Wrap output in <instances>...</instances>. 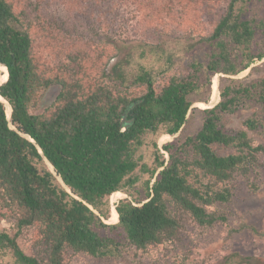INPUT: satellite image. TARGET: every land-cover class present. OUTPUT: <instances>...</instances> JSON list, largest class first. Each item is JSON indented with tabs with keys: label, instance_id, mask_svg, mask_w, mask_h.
I'll return each instance as SVG.
<instances>
[{
	"label": "trees",
	"instance_id": "16d2710c",
	"mask_svg": "<svg viewBox=\"0 0 264 264\" xmlns=\"http://www.w3.org/2000/svg\"><path fill=\"white\" fill-rule=\"evenodd\" d=\"M58 1L69 13L95 10L97 35L113 30L100 23L97 8L127 6L142 33L176 32L212 49L183 69L140 67L129 76L117 66L110 77L105 69L116 49L104 44L96 52L67 37L44 16L48 0H0V65L8 74L0 97L11 108L8 120L0 102V219L12 223L0 230V258L66 264L76 255L137 256L179 242L186 224L226 223L237 180L256 190L249 179L264 145L250 132L264 129V76L221 82L218 103L198 111L193 135L160 147L152 141L150 166L136 153L147 134L175 136L191 111L190 97L209 92L213 76H236L264 58V19L246 16L245 0ZM49 91L54 97L43 101ZM241 110L254 112L239 129L225 128V116ZM137 169L146 175L143 199L132 193ZM124 194L114 224H107L109 197ZM215 264L264 263L232 252Z\"/></svg>",
	"mask_w": 264,
	"mask_h": 264
},
{
	"label": "rangeland",
	"instance_id": "374dc122",
	"mask_svg": "<svg viewBox=\"0 0 264 264\" xmlns=\"http://www.w3.org/2000/svg\"><path fill=\"white\" fill-rule=\"evenodd\" d=\"M43 14L52 23L61 28V31L76 42L89 43L93 51L99 52L104 44L112 45L116 49V55L107 63L106 75L113 77L114 69L118 66L127 75L137 74L140 67L152 72H159L174 64L180 68H186L192 60L203 62L204 55L212 49L206 43H197L195 39L190 40L178 36L172 32L169 36H163L158 30L142 33L141 26L130 19L127 6L112 9L107 4L97 8L98 15L102 14L100 23L112 26L111 32L107 34H96L92 31L95 25L93 12L69 13L59 1H49L43 4ZM245 15L254 17L256 20L264 19V0H245ZM94 9V8H92ZM264 76V58L255 61L250 67L237 74L235 77L215 75L217 86L227 83L228 79L251 81ZM211 89V88H210ZM218 89V88H217ZM54 97V91H49L44 100L50 101ZM210 98V91L201 95H192L190 99L193 104L202 102L201 99ZM216 102V99H215ZM44 103V102H43ZM42 103V105H43ZM41 105V106H42ZM200 109L193 105L187 116V121L175 136H168L166 140L147 134L143 137V145L136 153V158L142 163L150 166L153 159L152 141L156 140L160 147L166 142L174 141L176 138H184L193 135L200 127ZM254 110H241L229 116H225L224 124L227 129H239L242 121L248 118ZM255 143L264 145V129L250 132ZM260 168L253 174L249 183L254 184L255 191H251L242 180H237V189L232 202L226 206L228 220L226 223H217L211 228H197L192 224H186L180 241L168 245L164 244L158 248L150 249L149 252L138 254L125 253L120 258L94 259L91 257L76 255L70 257L66 264H215L223 256L237 252L242 255L254 256L264 263V156L260 157ZM139 181L132 189V193L139 199H143L142 182L146 175L140 173L139 169L134 172ZM117 196L109 197V206ZM110 216V215H109ZM110 218V217H109ZM108 218V219H109ZM108 221V220H107ZM114 224V222L112 223ZM12 223L9 219H0V230H9ZM26 253L30 250L27 245L22 244ZM0 264H12L9 256L0 258Z\"/></svg>",
	"mask_w": 264,
	"mask_h": 264
},
{
	"label": "bare ground",
	"instance_id": "6f19581e",
	"mask_svg": "<svg viewBox=\"0 0 264 264\" xmlns=\"http://www.w3.org/2000/svg\"><path fill=\"white\" fill-rule=\"evenodd\" d=\"M7 77H8V74H7V71L4 67L0 66V85L2 83H4L6 80H7ZM218 86H217V81H216V78L213 79L212 83H211V89H210V98H209V101L207 104H203V103H196L194 104L196 107L200 108V109H207V108H210L211 106L215 105L218 101ZM215 99H216V102H215ZM0 101H2L5 105V113L7 116H10V107L9 105L7 104V102H4L1 97H0ZM28 138V137H27ZM29 139V138H28ZM51 168V167H50ZM124 196H117L115 197L114 199H116L117 201L122 199ZM114 202L112 201L111 204H110V218L108 219V221L106 220L105 222L107 224H112L114 221H115V214L114 213L116 212L112 207H114ZM118 218V216H117Z\"/></svg>",
	"mask_w": 264,
	"mask_h": 264
},
{
	"label": "water",
	"instance_id": "95a60500",
	"mask_svg": "<svg viewBox=\"0 0 264 264\" xmlns=\"http://www.w3.org/2000/svg\"><path fill=\"white\" fill-rule=\"evenodd\" d=\"M0 66H2V65H0ZM2 67H4V66H2ZM5 68V67H4ZM6 69V68H5ZM228 77H235V76H228ZM6 82V81H5ZM2 99V98H1ZM3 100V99H2ZM4 101V100H3ZM218 101H219V98H218ZM218 101H217V103H218ZM1 103H3L2 101H0ZM4 102H6V101H4ZM197 103H203V104H207V103H205V102H197ZM216 103V104H217ZM8 104V103H7ZM196 104V103H195ZM3 105H4V103H3ZM9 105V104H8ZM194 104H192V106H193ZM191 106V107H192ZM214 106V105H213ZM213 106H211V107H213ZM4 107H5V105H4ZM10 107V106H9ZM210 107V108H211ZM208 109V108H207ZM10 112H11V108H10ZM189 113H190V111H189ZM189 113H188V115H189ZM187 115V116H188ZM6 117H7V119L9 120L10 119V116H7L6 115ZM22 137H24L25 139H27V140H29V141H31V142H33L29 137V139L27 138V136L26 135H21ZM41 154V153H40ZM166 158H167V156H166ZM44 161H45V163H46V165H47V167H48V169L50 170V172L55 176V178L58 180V182L61 184V186L67 191V192H69V190L64 186V184L62 183V181H61V179L55 174V172L53 171V168L51 167V165L44 159ZM51 167V168H50ZM116 205V204H115ZM115 205H114V207H112L114 210H115ZM108 220V219H107Z\"/></svg>",
	"mask_w": 264,
	"mask_h": 264
}]
</instances>
